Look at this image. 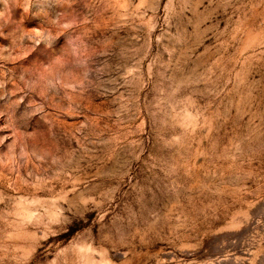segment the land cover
I'll use <instances>...</instances> for the list:
<instances>
[{
	"label": "rangeland",
	"instance_id": "1",
	"mask_svg": "<svg viewBox=\"0 0 264 264\" xmlns=\"http://www.w3.org/2000/svg\"><path fill=\"white\" fill-rule=\"evenodd\" d=\"M0 264H264V0H0Z\"/></svg>",
	"mask_w": 264,
	"mask_h": 264
}]
</instances>
